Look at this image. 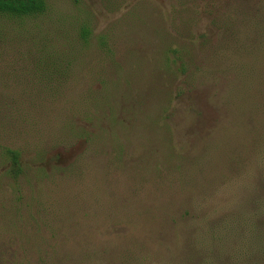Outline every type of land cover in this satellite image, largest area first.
I'll return each instance as SVG.
<instances>
[{"label":"rangeland","instance_id":"obj_1","mask_svg":"<svg viewBox=\"0 0 264 264\" xmlns=\"http://www.w3.org/2000/svg\"><path fill=\"white\" fill-rule=\"evenodd\" d=\"M47 1L0 14V264H264V0Z\"/></svg>","mask_w":264,"mask_h":264},{"label":"trees","instance_id":"obj_2","mask_svg":"<svg viewBox=\"0 0 264 264\" xmlns=\"http://www.w3.org/2000/svg\"><path fill=\"white\" fill-rule=\"evenodd\" d=\"M47 6V0H0V14L23 18L26 16H32L43 13L46 11ZM90 34V28L83 27L81 33L83 43H87L89 41ZM57 87L58 86L56 84H51L48 87L47 82H44L43 87H41L40 89L45 93V95H50L53 97V99H57L56 97H58V93L60 91H57ZM20 89L21 90L18 91V94L22 97L24 96L23 92L26 93V88L21 87ZM30 89L33 91V88ZM2 154L5 159L9 161V167L7 170L8 173L15 178L18 177L23 171L21 153L19 149L10 146H4Z\"/></svg>","mask_w":264,"mask_h":264}]
</instances>
